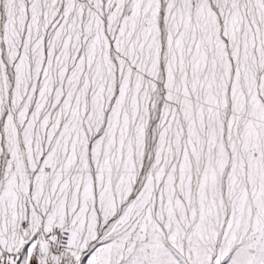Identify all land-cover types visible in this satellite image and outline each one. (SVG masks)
I'll list each match as a JSON object with an SVG mask.
<instances>
[{
	"label": "snow or ice",
	"instance_id": "snow-or-ice-1",
	"mask_svg": "<svg viewBox=\"0 0 264 264\" xmlns=\"http://www.w3.org/2000/svg\"><path fill=\"white\" fill-rule=\"evenodd\" d=\"M0 264H264V0H0Z\"/></svg>",
	"mask_w": 264,
	"mask_h": 264
}]
</instances>
